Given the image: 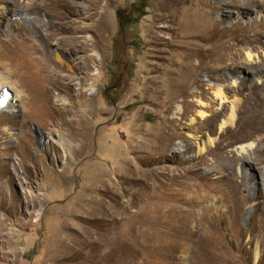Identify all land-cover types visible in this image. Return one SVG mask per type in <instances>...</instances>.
<instances>
[{
    "label": "rangeland",
    "instance_id": "1",
    "mask_svg": "<svg viewBox=\"0 0 264 264\" xmlns=\"http://www.w3.org/2000/svg\"><path fill=\"white\" fill-rule=\"evenodd\" d=\"M62 1L75 11L54 15L49 0L0 5V78L18 69L21 93L13 114L0 109V264H264V160L247 171L255 182L235 185V221L219 236L228 258L216 259V244L201 245L202 258L171 259L151 238L163 220L151 211L156 169L192 168L208 137L217 171L200 163L204 177L239 176L242 160L264 155V0ZM41 56L45 65H33ZM202 78L223 92L194 97L211 102V124L196 116L200 108L184 107ZM54 93L70 114L60 115ZM231 108L234 124L221 132ZM258 188L262 197L252 199ZM205 207L202 216H211Z\"/></svg>",
    "mask_w": 264,
    "mask_h": 264
},
{
    "label": "bare ground",
    "instance_id": "2",
    "mask_svg": "<svg viewBox=\"0 0 264 264\" xmlns=\"http://www.w3.org/2000/svg\"><path fill=\"white\" fill-rule=\"evenodd\" d=\"M49 1L51 5V12H53L54 15L58 13L56 11L57 7L62 8V9H67L66 11H69L72 13L75 11L74 10L75 5L72 4L71 2L69 3L68 1H62V0H49ZM235 2L242 4L241 2H238V1H235ZM16 3H17V0H0V5L12 4L14 5L13 8H16ZM2 8H3V12L9 13V10L7 11V9L4 6H2ZM25 8L27 10H33L35 6L33 3H29L28 5L25 6ZM101 14H99L100 16L98 15L99 24H102V21H100L102 19ZM88 18H89L88 15L85 16V18L83 17V19H88ZM258 19L263 21L264 16L259 14ZM237 20H240V17H238ZM77 29L78 30H88L89 26L87 25L77 26ZM40 61H42V63H40ZM32 63L33 65L38 67L39 65H42L44 63V60L41 56L39 58H36L35 61H32ZM212 69L216 71L217 67H213ZM17 70L18 69H15L9 72V75H8L9 77L6 76V77L0 78V109L4 112L6 111L11 114H13L16 111V108L19 106V104H16L15 102L17 101L20 102V99H21V95H20L21 93L19 89H17L16 87L17 79H15V77L17 74ZM26 77L30 78L28 76ZM24 78L25 76L23 77V79ZM195 81L194 82L196 85L190 91V95H189L190 99L185 101V106H184L185 109L187 111H192L195 108H200L196 112L197 117H200L201 119H205L206 117H209L210 120L208 121V123L210 124L214 120H216L217 122V112L211 111L212 113L209 114L204 111V109L208 110L211 108V102L208 104L203 100L201 101L197 99L194 100V97H196L197 95L200 97H203V94L206 90L208 91V89H212V90L214 89L213 90L214 97L215 99H217V97L218 98L223 97L222 89L220 87H217V84H210V82L205 78L196 79ZM6 83H7V88L14 89V94L11 95L5 91ZM90 92L91 93L95 92V89L91 88ZM53 98L54 100L60 103L62 102L61 104L63 106L62 109H58V111L61 110L59 113H62V114L60 115H68L67 113L69 114L71 113V109L67 108V106L65 105L66 103L64 102L62 98H60L58 93H54ZM26 104L27 102L25 103V106ZM21 105H24V104L22 103ZM25 106H24V109H26ZM28 108L30 107L29 106L27 107L26 112H29ZM173 111L174 112H173L172 118H175L176 120L177 117L175 115L176 114L179 115L178 113H182L183 107H181V105L179 104H176ZM21 112H24V111L22 110ZM184 114L185 112L183 113V115ZM234 118H235L234 111L231 108L229 110L227 119H222L220 122L219 129L221 130V132L226 131L228 127L233 126ZM67 122L68 124L71 123L72 117L68 118ZM6 131H7L6 124L1 125L0 133L6 134ZM213 131L208 132V133H213ZM164 134L166 135L165 132ZM68 143L69 145L66 144L65 148L69 149V152L72 151L71 153L73 154V148H71L72 145H70L72 144V142L69 141ZM180 146H182L185 149L190 148L188 143H186L185 145L184 144L180 145ZM250 146L251 144L241 146L240 150H247L248 148H250ZM56 148L57 147H55V145L50 146L51 151L52 150L55 151ZM216 148H217V145L214 144L213 140L208 137L206 140H203V143L201 145L198 146L197 152L195 153L197 155L195 156L196 157L195 161L192 160L193 162V166H191L192 168L183 169V172H173V173L172 172L165 173L161 171L160 169H156L155 173L152 175L153 176L152 185H153V190H154V193H152V206H151L152 216L155 217V218L153 217L154 219H156L158 216V218L160 217V220L161 218H163V220L158 221L159 223L157 222L158 218L156 219V221L153 220L154 222H157V223H154V225L152 224L153 227L151 228V238H152L153 244H155L156 247L159 248L160 252H163L161 250L163 248L162 246L167 247L166 248L167 252L165 253L167 254V257L171 259H176V258L177 259L178 258L199 259V258H202V256H206V254L204 253V250L201 249L202 247L200 248L201 245L211 246V245H216V244H217V250H218V252L215 254L216 259L222 260V259H226L229 257L227 250L225 249L226 243L223 241V239L221 241L219 236L221 235V229H222L221 227L225 223H228V225L230 223V225H232V223H234L235 221V207L237 206L236 199L238 196L236 192L238 190L235 191V185L239 184L240 186H244V184H249V182L251 181L255 182V179L252 176H250L247 171L251 169L250 167H251V163L253 162V160L257 161V163H260L262 160H264V155H261L260 153H262V151H260V153L258 152V155H256L254 159L249 157L250 159L242 160V164H244V168L239 176L235 177L232 172L231 173L228 172L229 174L227 173L228 175H226V177L224 178H221V177L219 178L217 176L204 177L199 172L200 165L202 164H207L206 165L207 167L209 168L211 167L210 169L207 170V172L205 171L208 175L209 173H211V169L215 168V170L217 171V155L215 153ZM21 149L22 151L23 150L26 151L25 147H22ZM263 149L264 147L262 148V150ZM211 152L214 155L213 158L211 157V159H204V156H206L207 154ZM180 157L178 158L180 159ZM243 158H247V157H243ZM197 165H198V168H197ZM262 195H263L262 189L258 188V192L253 193L251 196H252V199H258L262 197ZM215 202H219L220 205L217 206ZM259 204L260 203L256 202L254 206L257 207ZM262 204L264 205V200L262 201ZM207 205L208 207H212L214 209V212L211 214V216H205V215L202 216V211L204 210V207ZM101 210L103 214L106 213V209L102 208ZM257 228H258L257 235L263 237L264 230L261 227H257ZM253 238L254 237L252 236L251 237L248 236L247 240L250 241ZM262 241L264 242V238ZM260 255L261 254L259 250L257 252L256 251L254 252V257L258 258Z\"/></svg>",
    "mask_w": 264,
    "mask_h": 264
},
{
    "label": "flooded vegetation",
    "instance_id": "3",
    "mask_svg": "<svg viewBox=\"0 0 264 264\" xmlns=\"http://www.w3.org/2000/svg\"><path fill=\"white\" fill-rule=\"evenodd\" d=\"M117 87H118V84H113V85H111L110 87H109V90L110 91H116L117 90ZM105 92V95L107 96L108 95V91L107 90H105L104 91Z\"/></svg>",
    "mask_w": 264,
    "mask_h": 264
},
{
    "label": "trees",
    "instance_id": "4",
    "mask_svg": "<svg viewBox=\"0 0 264 264\" xmlns=\"http://www.w3.org/2000/svg\"><path fill=\"white\" fill-rule=\"evenodd\" d=\"M128 19H126V22H125V24H128L130 21H127Z\"/></svg>",
    "mask_w": 264,
    "mask_h": 264
},
{
    "label": "water",
    "instance_id": "5",
    "mask_svg": "<svg viewBox=\"0 0 264 264\" xmlns=\"http://www.w3.org/2000/svg\"><path fill=\"white\" fill-rule=\"evenodd\" d=\"M107 90V89H106Z\"/></svg>",
    "mask_w": 264,
    "mask_h": 264
}]
</instances>
